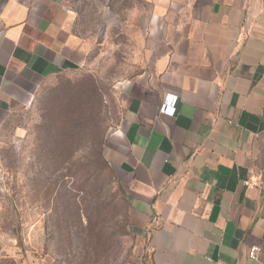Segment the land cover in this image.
I'll list each match as a JSON object with an SVG mask.
<instances>
[{"label":"crops","instance_id":"obj_1","mask_svg":"<svg viewBox=\"0 0 264 264\" xmlns=\"http://www.w3.org/2000/svg\"><path fill=\"white\" fill-rule=\"evenodd\" d=\"M135 1L151 58L116 87L102 155L136 264H264V0ZM84 59L65 0H0V150L41 85Z\"/></svg>","mask_w":264,"mask_h":264},{"label":"rangeland","instance_id":"obj_2","mask_svg":"<svg viewBox=\"0 0 264 264\" xmlns=\"http://www.w3.org/2000/svg\"><path fill=\"white\" fill-rule=\"evenodd\" d=\"M65 2L85 59L41 85L21 133L0 150V264H136L143 241L129 227L116 176L96 151L117 116L116 87L151 58L142 35L148 7L135 0ZM67 112L86 117L89 135L78 130L77 141L56 156Z\"/></svg>","mask_w":264,"mask_h":264},{"label":"trees","instance_id":"obj_3","mask_svg":"<svg viewBox=\"0 0 264 264\" xmlns=\"http://www.w3.org/2000/svg\"><path fill=\"white\" fill-rule=\"evenodd\" d=\"M81 115H85V114L81 113ZM83 118L80 117V115H73V114L68 113V112L63 117H61V120L59 121V129L57 132V138L54 139V144H53V149H52V151L55 152L56 156H58V155L60 156V155L64 154L65 150L68 149L70 146L69 142L77 141L76 136L78 135V133H77L78 130L82 131V133H83L82 137L89 135V133L86 134V132L88 131L87 130L88 123L85 121L86 117L84 116ZM53 132H56V131H54V129H53ZM87 142H88V140H87ZM103 143H104V139L100 143V145L98 144L99 150L96 151V159L98 161H100V164L102 165V167L103 166L109 167V165L107 164V162L105 161V159L103 158V155H102ZM70 155L71 154H69L68 157ZM110 171L112 174H114L113 171L111 170V168H110ZM116 181H117V179H116ZM117 184L121 190V193L123 194L125 205L127 207L124 191L122 190L118 181H117Z\"/></svg>","mask_w":264,"mask_h":264},{"label":"built area","instance_id":"obj_4","mask_svg":"<svg viewBox=\"0 0 264 264\" xmlns=\"http://www.w3.org/2000/svg\"><path fill=\"white\" fill-rule=\"evenodd\" d=\"M175 100H176V96L174 95H166V97L164 98V101L160 107V111L162 113L168 114V115H173L174 111H175ZM258 248L257 247H251L249 252H248V256L250 258L255 257L256 253H257Z\"/></svg>","mask_w":264,"mask_h":264}]
</instances>
